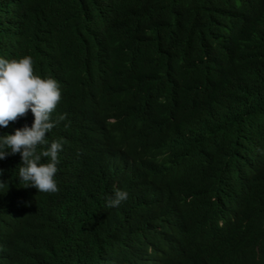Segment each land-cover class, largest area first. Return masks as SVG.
<instances>
[{"label":"trees","instance_id":"1","mask_svg":"<svg viewBox=\"0 0 264 264\" xmlns=\"http://www.w3.org/2000/svg\"><path fill=\"white\" fill-rule=\"evenodd\" d=\"M24 56L61 88L59 191L0 160V264H264V0H0Z\"/></svg>","mask_w":264,"mask_h":264},{"label":"clouds","instance_id":"2","mask_svg":"<svg viewBox=\"0 0 264 264\" xmlns=\"http://www.w3.org/2000/svg\"><path fill=\"white\" fill-rule=\"evenodd\" d=\"M61 88L54 78H42L35 73L33 59L24 56L19 59L0 58V127L7 128L29 110L34 115L31 127L17 128L14 134L0 136V160L9 155L20 154L19 180L26 187H34L38 193L59 191L55 176L58 172L61 141H52L50 147L37 151L38 146H47L49 133L66 115L52 119L61 101ZM47 158V162H42ZM3 175V169H0ZM8 185L0 181V189ZM129 197L127 191L114 190V197L107 200V207H119Z\"/></svg>","mask_w":264,"mask_h":264}]
</instances>
